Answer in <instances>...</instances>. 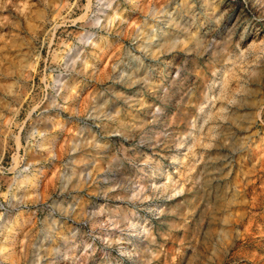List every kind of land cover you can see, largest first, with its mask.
<instances>
[{"label":"rangeland","instance_id":"obj_1","mask_svg":"<svg viewBox=\"0 0 264 264\" xmlns=\"http://www.w3.org/2000/svg\"><path fill=\"white\" fill-rule=\"evenodd\" d=\"M0 264H264V0H0Z\"/></svg>","mask_w":264,"mask_h":264}]
</instances>
